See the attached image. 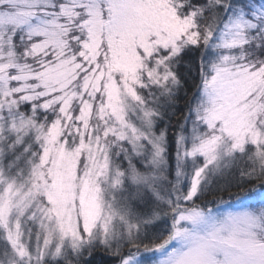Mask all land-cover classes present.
<instances>
[{
    "label": "snow or ice",
    "instance_id": "6c2138e0",
    "mask_svg": "<svg viewBox=\"0 0 264 264\" xmlns=\"http://www.w3.org/2000/svg\"><path fill=\"white\" fill-rule=\"evenodd\" d=\"M0 264H264V0H0Z\"/></svg>",
    "mask_w": 264,
    "mask_h": 264
}]
</instances>
